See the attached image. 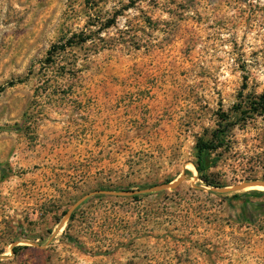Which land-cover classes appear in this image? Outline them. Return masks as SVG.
I'll return each instance as SVG.
<instances>
[{
    "label": "rangeland",
    "instance_id": "374dc122",
    "mask_svg": "<svg viewBox=\"0 0 264 264\" xmlns=\"http://www.w3.org/2000/svg\"><path fill=\"white\" fill-rule=\"evenodd\" d=\"M263 91L264 0H0V264H264Z\"/></svg>",
    "mask_w": 264,
    "mask_h": 264
},
{
    "label": "trees",
    "instance_id": "16d2710c",
    "mask_svg": "<svg viewBox=\"0 0 264 264\" xmlns=\"http://www.w3.org/2000/svg\"><path fill=\"white\" fill-rule=\"evenodd\" d=\"M111 27L109 24L107 28ZM77 38V40H76ZM71 39L64 46H55L51 50V55L55 57L64 52L67 47L77 46L86 43L90 36H77ZM255 116H264V91L261 94H254L248 97L241 96V101L234 105L230 112H221L218 115V128L211 133L209 140L199 139L196 144L195 169L198 179L207 187H218L211 179L210 170L216 165L217 159L212 158V154L223 148L229 142V135L233 127L240 122H247ZM238 197V196H235ZM137 198V197H136Z\"/></svg>",
    "mask_w": 264,
    "mask_h": 264
},
{
    "label": "water",
    "instance_id": "95a60500",
    "mask_svg": "<svg viewBox=\"0 0 264 264\" xmlns=\"http://www.w3.org/2000/svg\"><path fill=\"white\" fill-rule=\"evenodd\" d=\"M182 181L183 180L180 179V180H177L176 182H173L171 184H162V185L155 186V187L149 188L147 190H142V191H131V192H121V193L108 192V191L93 192V193L86 195L81 200H79V202L70 210L69 213L73 212L75 210V208H77L79 205H81L83 202H85L91 196H95V195L133 196V195H138V194L141 195V194L158 193V192H162L165 190L174 189L177 186H179V184H181ZM256 186L264 187V182H255V183H252L250 185L232 186V187H228L225 189H218L217 192L218 193L241 192V191L246 190L248 187H256Z\"/></svg>",
    "mask_w": 264,
    "mask_h": 264
},
{
    "label": "bare ground",
    "instance_id": "6f19581e",
    "mask_svg": "<svg viewBox=\"0 0 264 264\" xmlns=\"http://www.w3.org/2000/svg\"><path fill=\"white\" fill-rule=\"evenodd\" d=\"M259 188L263 189L264 187H262V186H256V187H248L247 189L256 190V189H259Z\"/></svg>",
    "mask_w": 264,
    "mask_h": 264
}]
</instances>
